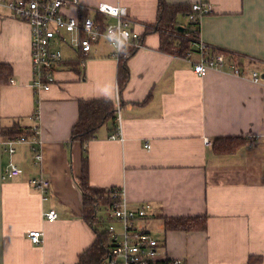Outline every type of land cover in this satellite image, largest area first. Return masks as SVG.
<instances>
[{"label": "crops", "instance_id": "crops-1", "mask_svg": "<svg viewBox=\"0 0 264 264\" xmlns=\"http://www.w3.org/2000/svg\"><path fill=\"white\" fill-rule=\"evenodd\" d=\"M165 1L186 7L177 15L182 26L192 3L208 4L198 37L237 57L240 75L224 69L199 77L187 57L161 50L159 33L145 32L156 21L158 0H80L89 8H126L129 27L141 38V47L125 57L128 83L119 96V60L109 43L99 42L76 68L78 54L72 50L70 57L64 47L55 83L36 91L29 27L0 8V62L11 66L13 81L0 89V130L15 122L31 133L36 128L41 155L35 163L27 142L9 157L0 134V264H76L93 244L76 185L81 145L71 140L78 103L89 99L114 103L123 139H110L108 123L87 143L89 184L119 188L129 208L150 204L137 226L162 243L161 261L247 264L255 257L264 264V0ZM191 46L194 62L197 44ZM225 137L250 141L231 154H215L213 141ZM10 160L22 173L2 181ZM40 175L50 182L45 200L28 183ZM49 210L56 211L53 222L45 219ZM198 216L207 218L205 231L164 230V218ZM31 230L41 232L38 245L27 237Z\"/></svg>", "mask_w": 264, "mask_h": 264}, {"label": "built area", "instance_id": "built-area-1", "mask_svg": "<svg viewBox=\"0 0 264 264\" xmlns=\"http://www.w3.org/2000/svg\"><path fill=\"white\" fill-rule=\"evenodd\" d=\"M0 8L29 27L31 81L32 88L36 91L48 90L55 83V74L59 69L64 47L81 56V65L84 63L83 57L87 56L99 42L109 43L114 48V56L117 59L120 56L128 57L129 52L141 47L140 35L130 29L127 10L122 6L101 3L89 8L81 4L80 0H0ZM70 10H74L75 13H70ZM209 11L208 4L194 2L187 13L188 20L198 24L199 18ZM192 44H197L198 60L194 62L190 60L192 53L188 54L187 58L192 63L195 75L202 77L209 70L227 69L235 76L240 75L236 63L228 61L225 53L210 55L209 47L199 39L198 34L192 38ZM260 79L257 73L253 74L254 83H259ZM9 83L13 84V81L10 80ZM116 99L118 101V96ZM32 133L30 139L24 136L6 139L1 144L2 150L12 157L16 144L29 142L32 145L33 160L37 163L41 157L37 129H33ZM110 139L123 140L118 126ZM205 144L210 145V142L205 140ZM21 173L22 171L10 160L2 170L1 180L18 177ZM28 183L42 194L43 200L47 198L50 188L48 179L40 175L30 179ZM114 196L119 198V204L105 210L107 232L111 240L108 262L111 264L160 262L162 243L137 226L139 220L148 216L150 204L141 203L136 208H129L121 190ZM44 216L48 222H53L57 218L55 210H49ZM114 223L120 224V230L116 229ZM41 236L38 230L27 233L30 242L35 245L41 242ZM170 264L183 262L178 259Z\"/></svg>", "mask_w": 264, "mask_h": 264}, {"label": "trees", "instance_id": "trees-1", "mask_svg": "<svg viewBox=\"0 0 264 264\" xmlns=\"http://www.w3.org/2000/svg\"><path fill=\"white\" fill-rule=\"evenodd\" d=\"M190 9V8H189ZM186 7L181 4H168L165 0H158L157 18L153 26L145 32L159 33L161 40V50L169 52L175 56L187 57L193 53L192 38L198 34V24L189 22L188 25L177 23V15L185 13ZM189 11V10H188ZM187 11V13H188ZM183 28L179 31L178 28ZM210 55L223 52L228 61H234L237 65V57L221 50L209 48ZM132 52H129V55ZM127 58V57H126ZM124 56H120L119 68L117 72L118 95L125 89L129 80V71ZM81 65V56L75 68ZM12 76V68L9 64L0 62V89L8 85ZM79 120L71 132V140L77 141L81 145V174L76 179V185L81 192L83 206V220L91 227L95 233L93 244L83 252L76 264H106L110 256L111 240L107 232V221L98 218V211L118 205L120 200L116 195L119 188H95L90 186L88 181V156L86 145L89 141L97 137L98 130L105 124L110 123L111 133L117 129V116L114 103L110 99H89L80 100L78 103ZM37 112V111H36ZM0 134L6 139H16L24 136L29 138L33 133L28 128L22 127L18 122L10 127L1 128ZM249 138L225 137L216 138L213 141V152L217 155L231 154L239 147L243 146ZM163 227L165 231L194 232L205 231L207 228V218L198 217H177L164 218ZM261 259L251 257L247 264H257ZM156 264H170L169 261H160Z\"/></svg>", "mask_w": 264, "mask_h": 264}, {"label": "rangeland", "instance_id": "rangeland-1", "mask_svg": "<svg viewBox=\"0 0 264 264\" xmlns=\"http://www.w3.org/2000/svg\"><path fill=\"white\" fill-rule=\"evenodd\" d=\"M68 50V49H67ZM66 51V49H63V53ZM69 51H71V53L69 52V56L70 57H72L74 54H72L73 53V51L72 50H69ZM97 216H98V218H100V219H103L104 221H107V217H106V212H105V210L103 209V208H101L99 211H98V213H97ZM110 264V263H109Z\"/></svg>", "mask_w": 264, "mask_h": 264}, {"label": "water", "instance_id": "water-1", "mask_svg": "<svg viewBox=\"0 0 264 264\" xmlns=\"http://www.w3.org/2000/svg\"><path fill=\"white\" fill-rule=\"evenodd\" d=\"M178 30H179V31H183V28L179 27Z\"/></svg>", "mask_w": 264, "mask_h": 264}]
</instances>
